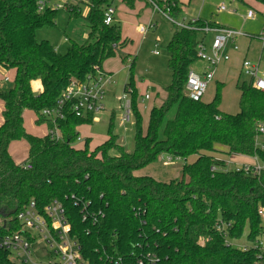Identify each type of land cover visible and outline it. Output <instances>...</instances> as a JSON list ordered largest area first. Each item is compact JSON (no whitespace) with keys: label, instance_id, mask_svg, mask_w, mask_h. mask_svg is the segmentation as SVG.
Listing matches in <instances>:
<instances>
[{"label":"trees","instance_id":"16d2710c","mask_svg":"<svg viewBox=\"0 0 264 264\" xmlns=\"http://www.w3.org/2000/svg\"><path fill=\"white\" fill-rule=\"evenodd\" d=\"M39 1L44 2L42 11ZM123 1L132 6L130 0ZM144 1L174 22L180 16L179 0ZM254 1L264 7V0ZM49 2L0 0V71L14 74L11 84H0V213L12 220L31 201L37 209L59 201L82 256L93 264L107 257L134 264L147 253L156 258L153 264H264V256L255 249L227 242L240 237L244 227L249 229V242L261 235L257 209L264 206V171L257 177L224 171L225 158L218 157L256 156L264 162V150L255 146L257 126L264 123V92L246 81L237 82L238 112L233 115L219 109L221 83L209 103L184 94L187 74L196 62L195 47L202 40L200 29L223 27L201 19L189 22L188 28L174 24L166 45L170 82L163 87L165 99L150 108L144 131L131 73L123 88L130 89L136 119L133 150H123L109 119L107 139L89 151L87 139L83 147L73 144L79 137L76 128L92 123L91 114L82 118L67 114L58 123L63 140L53 141L28 133L23 113L31 110L36 123L49 127L41 111L55 106L70 81H83L96 69L104 71V62L129 40L122 38L118 24H104L110 1L89 0L86 42L71 43L58 53L47 40L36 38L38 30L55 26L57 9ZM67 11L69 18L81 13L79 5ZM35 82L39 91L33 89ZM19 140L28 146L20 164H29L30 170L16 165L9 154V145ZM112 149L116 156L109 155ZM161 155L184 161L180 179L162 182L135 175ZM76 199L88 203L85 221L80 206L73 205ZM220 222L228 226L220 230ZM10 230L18 231L19 226L12 221ZM0 264L15 263L0 250Z\"/></svg>","mask_w":264,"mask_h":264},{"label":"rangeland","instance_id":"374dc122","mask_svg":"<svg viewBox=\"0 0 264 264\" xmlns=\"http://www.w3.org/2000/svg\"><path fill=\"white\" fill-rule=\"evenodd\" d=\"M57 5H64L65 0H54ZM75 2L78 0H74ZM85 3L79 2L81 10L79 17L69 18L67 9L61 7L57 9L55 18V26L42 28L36 32L38 41L47 40L58 53H64L71 43L84 44L87 40L88 28L85 22L87 14V6L89 0H84ZM115 8L114 23L118 24L121 30L122 38L129 40L128 45L116 52L115 56L106 60L103 68L107 71L114 73L112 77L116 85L107 91L104 101L105 110L98 115V121L89 124H83L76 128L81 141L74 143L76 148L84 146V139L88 140V150L92 151L95 147L101 145L107 139V131L109 128V119L111 121V130L113 134L118 136V143L122 146L125 152L133 150V138L135 135V118L131 122L121 124L119 121V105L117 98L122 95L123 88L129 82L130 73L135 88V101L140 112V127L144 131L147 124L149 107L152 105H159L165 99L163 87L167 86L170 82V72L167 68V51L166 45L169 41L173 31L175 30V23L187 25L192 19H205L214 20L223 26L231 27L235 30H240L243 33L249 34L251 37L258 35L264 29V8L254 0H245L247 4L232 3L231 0H179L181 6L180 16L172 23L168 17L163 16L161 13H151L149 6L145 5L144 0H133L132 6H128L123 0H109ZM73 2V0H70ZM224 5L227 9H234L236 13L221 12L219 7ZM252 9L256 16L253 20L244 19L246 10ZM155 25V28H149V22ZM212 23H215L211 21ZM216 24V23H215ZM176 25V24H175ZM218 25V24H216ZM143 26L146 32L142 34L140 27ZM177 26V25H176ZM202 36V33L199 37ZM67 41H64V39ZM212 38L211 33L205 35V42L210 43ZM155 43L158 45L154 48ZM242 41H237L241 44ZM261 44L251 39V45L248 51L247 59L252 60L256 58V54L261 49ZM230 47V46H228ZM158 52V55H153L152 51ZM259 61V69L264 72V47L261 50ZM240 54L236 53L231 55V60L225 62L217 67V73L222 80L223 86L221 88V101L219 109L226 114H236L238 112V90L236 88L237 82L245 81L243 75H239L238 63ZM120 56H125V61H121ZM197 63V62H196ZM201 64L197 63L191 66L193 71L199 72ZM131 68V71H130ZM9 74L11 76H9ZM9 76V81H4L5 84H11L13 81V71L3 73L2 78ZM262 77V75H259ZM216 77L208 84L206 93H204L201 101L209 103L213 99L217 83L221 82ZM147 83H151L154 89L151 88V96L154 101H147L143 105L141 96L145 91ZM0 84H3L0 81ZM131 97V93H127ZM0 102V119H1ZM113 114V115H112ZM173 112L169 114L171 116ZM24 127L30 134L43 135L47 133L44 123H36L34 121V113L31 110L25 111ZM262 136L258 137V142H263ZM27 142L25 140L14 141L10 144V154L16 161L24 160L27 157ZM109 155L116 156L117 151L112 149ZM225 162L228 163V169L236 168L241 164H251L253 160L250 157L240 155H222ZM167 155L159 156L155 161L149 163L144 168L139 170L141 173L152 175L159 181H169L181 178V167L184 164L182 160L168 161ZM193 158L187 160L191 163ZM249 229L244 227L240 237L235 239H228L227 242L234 247L240 248L241 246L249 243L248 239ZM260 242L264 249V235L260 237ZM33 261H37V257H32Z\"/></svg>","mask_w":264,"mask_h":264},{"label":"built area","instance_id":"2783aa9c","mask_svg":"<svg viewBox=\"0 0 264 264\" xmlns=\"http://www.w3.org/2000/svg\"><path fill=\"white\" fill-rule=\"evenodd\" d=\"M39 10L44 9V2L39 1ZM54 9H59L61 5H50ZM154 11L168 17L166 12L160 11L156 6ZM221 12L236 13L234 9H227L221 5L218 9ZM115 10L108 7L104 12V24L109 25L114 22ZM255 12L252 9L246 10L244 19H255ZM169 18V17H168ZM172 23H175L169 18ZM179 28H188L187 25L175 23ZM140 32L144 34L146 29L141 26ZM202 35L207 33L212 34L209 44L203 39L196 44L195 59L197 63L202 64V69L199 72L193 71L191 68L187 74V80L184 87L185 96L192 101H200L206 92L208 84L213 80L216 68L222 63L228 62L230 59L228 46L231 51L237 52L239 45L237 39L246 38L248 40L255 39L261 44V50L264 47V29L256 36L251 37L247 33L233 28H209L200 29ZM158 45L155 43L154 48ZM153 55H158L157 51L152 52ZM195 62V63H196ZM240 75H243L245 81L250 83L251 87L264 92V72L259 69V60L253 62L249 59H242L240 66ZM259 75H262L260 77ZM4 81H8L7 78ZM115 82L112 80V75L99 69L94 70L85 80H72L68 83L62 95L57 99L54 107L44 109L41 115L50 121V126L47 127L46 135L53 141H62L63 137L58 126L60 121H64L67 114H72L75 117L82 118L91 114V121H98V115L105 110L104 101L106 94L111 85ZM130 89L127 92L123 90L121 96L117 98L120 115L119 121L121 124L131 122L133 119V110ZM150 99L149 93H144L141 96V104ZM264 138V123H259L255 135V146L264 150L263 142H258V137ZM77 141H81L78 137ZM253 162L251 164H241L233 169H228L226 165L224 171L233 170L242 172L252 177H257L264 171V162L260 161L256 156L250 157ZM170 162V158H167ZM24 170H30L29 164H17ZM73 205L80 206L82 220L85 221L89 217L87 210V202H79L74 200ZM257 215L261 220V235L253 242L241 246L243 250L255 249L259 256H264V249L260 242V237L264 235V206L257 209ZM93 221L95 218L91 216ZM12 221L19 226L18 231H11ZM228 224L220 222L218 229H225ZM0 229L7 233L0 234V250H4L8 254V258L15 264H93L85 259L80 252V244L78 238L72 235L71 227L65 216L63 205L54 200L42 209H37L33 201L29 202L25 208L18 212L12 220L6 215L0 213ZM36 256L37 261H33L32 257ZM156 258L152 254H145L141 258H137L134 264H153ZM98 264H132L125 262L121 258L107 257L106 260L100 261Z\"/></svg>","mask_w":264,"mask_h":264},{"label":"crops","instance_id":"0c3cea01","mask_svg":"<svg viewBox=\"0 0 264 264\" xmlns=\"http://www.w3.org/2000/svg\"><path fill=\"white\" fill-rule=\"evenodd\" d=\"M131 2H129V4L131 3H133V0H130ZM232 1V3H239V4H244V5H246L247 4V2L245 1V0H231ZM65 3H64V8L65 9H67V8H70V7H73V6H76V5H78L79 4V2L80 3H85V1L84 0H78V1H74L73 0V2H70V0H65L64 1ZM48 5H57V2L56 1H54V0H51V2H49V4ZM145 5H146V3H145ZM247 5H249V7L251 6V4H247ZM146 6H148V5H146ZM110 7H112L114 10H115V8H114V6H113V4L112 3H110ZM150 8V7H149ZM264 8V7H263ZM150 10H151V13L152 14H154V13H157V11H154L153 9H151L150 8ZM236 11V10H235ZM237 12V11H236ZM159 13V12H158ZM195 20H198V19H192L190 22H194ZM201 20H205V19H201ZM206 21H213V22H215L216 24H218L219 26H221V27H223V28H231V27H226V26H223V25H221L220 23H218V22H216V21H214V20H206ZM182 25H185V24H182ZM149 28H155V25L152 23V21H150L149 22ZM202 37V39L205 41V35H202L201 36ZM64 41H67V39L65 38L64 39ZM237 41H242V43L241 44H238L239 45V50L237 51V52H235V51H231L230 50V47H228V51H229V55H230V59H229V61L231 60V55L232 54H236V53H241L240 54V60H239V63H238V70H239V72H240V66H241V61H242V59H247V55H248V51H249V48H250V45H251V40H248V39H246V38H239V39H237ZM261 46H259V48H260ZM154 51V50H153ZM152 51V52H153ZM261 49L259 50V53L258 54H256V58H254V59H252L251 61H253V62H256V61H260V56L262 55L261 54ZM153 54V53H152ZM228 61V62H229ZM194 64H197V63H194ZM193 64V65H194ZM199 64H201V63H199ZM222 64H224V63H222ZM202 65V64H201ZM104 69V68H103ZM202 69V66H201V68L199 69V71ZM104 71L106 72V73H109V74H111L112 75V77L114 76V73L113 72H111V71H106L105 69H104ZM3 71H0V81L2 82V83H4V79L5 78H7L8 79V81L10 80V77L9 76H11L10 74H9V76L7 77V76H5L4 78H2V75H3ZM239 75H240V73H239ZM217 76V80H220L221 78H220V76H219V74L217 73V68H216V70H215V73H214V77H216ZM221 82H219V83H221L222 85H223V83H222V80H220ZM116 85V83H114L113 85H111V87L109 88V91L111 90V88H113L114 86ZM154 89V86L153 85H151V83H147V86L145 87V91L143 92V94L144 93H149L150 94V99L148 100V101H154V99L152 98V96H151V92L149 91V89ZM33 89H34V91H39V89H40V87H39V84L37 83V82H35L34 84H33ZM206 93V92H205ZM238 97H239V93H238ZM163 101V100H162ZM161 101V102H162ZM161 102L159 103V105L161 104ZM2 104V103H1ZM144 104V103H143ZM142 104V105H143ZM159 105H157V106H159ZM237 105H238V99H237ZM152 106H155V105H152ZM151 106V107H152ZM151 107H149V108H151ZM2 109H3V107L1 108V112H2ZM150 110V109H149ZM24 116H25V111H24V113H23V124H24ZM35 119H36V116H35V114H34V121H35ZM1 122H2V116H1V119H0V124H1ZM44 126L46 127V129H47V124H44ZM25 128V127H24ZM26 130V129H25ZM32 135H34V136H38L37 134H32ZM46 135V132L43 134V135H39V137H43V136H45ZM83 142H84V140H83ZM74 145V144H73ZM10 146V145H9ZM79 148V147H78ZM27 149H28V147H27ZM8 150H9V148H8ZM9 154H10V150H9ZM10 156H11V154H10ZM11 158H12V160L14 161V163L17 165V164H20L22 161H24V160H21V161H16L15 160V158H13L12 156H11ZM221 158H224V157H221ZM135 175H139V176H142V175H145V176H150V177H152V178H154L152 175H150V174H147V173H141V171L139 172V171H136L135 172ZM155 180H157V181H159L158 179H156V178H154ZM164 182H166V181H164Z\"/></svg>","mask_w":264,"mask_h":264}]
</instances>
